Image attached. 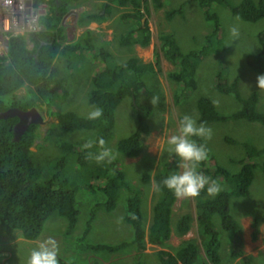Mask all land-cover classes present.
I'll use <instances>...</instances> for the list:
<instances>
[{"label":"trees","instance_id":"trees-1","mask_svg":"<svg viewBox=\"0 0 264 264\" xmlns=\"http://www.w3.org/2000/svg\"><path fill=\"white\" fill-rule=\"evenodd\" d=\"M85 1L87 0H31L32 9L42 11L37 17L38 30L10 36L6 52L0 56V114L11 108L27 111L46 105L48 115H53L52 109L56 107L60 97H66L69 80L71 83L76 79L75 73L86 57H89L91 63L99 66V70L90 78L88 104L103 109V115L94 121L73 112H64L57 117L56 125L62 132L84 131L87 135L76 143L58 142L57 149L60 155L50 163L49 168L45 169L36 165L32 159L31 148L39 136L38 125H29L16 141L13 127L18 119L16 117L0 119V229L7 239L18 235L32 242L39 238L45 222L52 215H58L65 221L62 236L69 239L76 229L80 215L76 195L79 190L84 189L87 193H93L96 202L89 211L81 231L71 237L73 238L71 245L75 246L77 254L90 256V260L94 262L96 260L98 264H101L99 260L106 264H122L110 260L121 256H132L130 264H142L141 258L144 257L146 243L165 248L172 232L182 237L189 232L192 222L188 213L172 221V208L176 196L162 183L168 176L177 173L180 161L178 157L171 155L170 162L162 165L152 178L148 173L140 177L143 186L152 181L156 187L146 231L142 212L144 191L127 179L120 166L122 158H136L140 155L143 140L149 134L148 119L152 115V110L140 103L138 94L141 91L147 94L155 93L148 82L151 79L155 81L159 68V54L157 52L154 54L152 63H143L136 56L118 63L110 51L93 43L89 30H85L75 41L65 42L61 22L69 11L79 8ZM191 1L200 6L205 19L214 24L215 31L218 30L217 20L209 14V8L213 4L226 7L245 22L255 23L264 19V0L258 2L242 0L236 6L229 4L228 0ZM106 2L103 8L111 3L130 10L121 17V21L134 22L119 41L120 46L147 47L150 32L146 19L141 22L148 14L147 1ZM149 2L156 10L161 9L164 4V0ZM175 14L176 11H167L165 19L169 21ZM105 16L100 13L80 14L77 24L80 25L84 19L88 22L102 21ZM257 39L260 46L258 53L248 55L245 61L255 74L261 75L264 73V32L259 33ZM159 42L158 50L175 67L167 74L168 79L176 85H181V90L179 88L175 92L176 95L173 94V102L178 105L182 101V96H187L196 88L195 66L203 52L182 53L168 34H162ZM208 42H211V38ZM56 62L63 66L62 76L58 73ZM225 73L226 69L220 65L215 75L214 86L220 93L235 99L241 107L231 114L224 115L216 111L210 99L199 97L196 101L197 123L207 125L246 120L264 127V115L256 110L257 93L251 92L248 97L242 98L238 89L239 79L228 81ZM20 90H24L22 95L18 94ZM156 91L160 96V91ZM126 98H129L136 117L134 132L117 142L116 151L112 152L115 159L111 163L107 160L97 163L95 159L87 158L89 153L94 156L100 151L98 145L100 138L104 139L105 147L108 148L106 143L113 135L116 108ZM192 139L198 144L205 145L199 137ZM89 142L93 143V147L84 148ZM243 149L244 157L238 162L241 167L237 173H230L223 167L213 165L209 155L205 161L199 163L197 171L216 180L222 190L216 196H209L205 189L195 198L199 246L195 241L187 240L181 242L173 254L160 250L156 253L160 264L207 262L219 264V233L214 226L215 217L219 218L220 227L232 234V243L237 246L240 242L241 226L230 215V198L233 196L248 198L255 170L264 171V147L257 148L244 143ZM118 205L122 206L124 214L122 220L132 233L130 240L111 244L89 242L87 237L96 212L101 210L110 213ZM253 226H256L255 222ZM200 249L203 257L200 255ZM237 255V252H231L230 256L234 259ZM59 264L70 263L59 260Z\"/></svg>","mask_w":264,"mask_h":264},{"label":"rangeland","instance_id":"rangeland-1","mask_svg":"<svg viewBox=\"0 0 264 264\" xmlns=\"http://www.w3.org/2000/svg\"><path fill=\"white\" fill-rule=\"evenodd\" d=\"M25 1L21 4L14 0L11 7L1 5L0 0V18L5 17L11 27L9 34H5L4 27L0 25V55L5 54L2 43L6 41L11 34H25V22L29 20V14H25ZM148 8L150 7L149 0ZM242 0H228L232 6L238 5ZM258 2L259 0H252ZM86 2L85 4H87ZM93 4V6H92ZM84 5V4H83ZM98 10V4L91 3L84 9L77 8L71 10L68 18H63L62 24L65 36V42H70L78 38L83 28L73 24V20L78 13L85 10ZM43 8V7H42ZM176 11L171 20L164 17L167 11ZM178 10V11H177ZM41 11V10H40ZM32 10L31 17H38L39 12ZM209 14L216 18L218 30L215 31L214 24L207 21L200 6L191 0H164L163 8L151 10L148 17V26L153 31V43L142 49H119L115 46L116 38L108 41L106 49L112 50L111 53L117 62H124L131 56H136L143 63H152L154 54H159V68L157 75L151 79L148 84L153 87L155 93L147 94L139 92L140 103L152 110V115L148 119L149 134L143 140L142 150L136 158H122L121 169L127 179L134 185H138L144 191L142 201V212L144 214V229L148 228L150 222V210L153 197L156 195V187L152 181L148 185H142L140 177L148 173L152 178L155 172L164 164L170 162L171 155L168 153L166 143L167 136L175 134L179 127V118L184 115L193 117L197 122L196 101L199 97L210 99L217 112L227 115L238 110L241 105L229 95L220 93L215 88V75L220 65L226 69L225 76L228 81L234 78L239 79L238 89L242 98L248 97L251 92L257 93L256 110L264 115V90L256 87L258 74H255L246 64L248 55L257 54L260 46L257 36L264 32V19L249 23L242 21L238 16L233 15L226 7L220 4H213L209 8ZM80 15V14H79ZM24 16L28 19H24ZM65 19V20H64ZM16 23V24H15ZM29 23V22H28ZM33 24V23H32ZM24 25V26H23ZM33 28L35 25H31ZM236 27L239 29V38L233 39L230 35V29ZM36 29V28H35ZM33 30V29H32ZM31 30V31H32ZM168 34L178 45L182 53L193 51H202L203 56L197 62L195 70L196 88L189 94L182 96L180 104L175 105L173 94L179 90L181 85L170 81L167 74L175 69L168 62L159 48V37L162 34ZM103 34V33H102ZM211 38V42L208 40ZM30 48L31 45H28ZM88 56V55H87ZM59 75H63L64 69L60 63L56 62ZM99 70L98 64L91 63L89 57H86L80 64L76 79L70 83L66 97H60L56 107L52 109L53 115H48V109L45 106L36 108L42 117L43 123L38 125V138L31 151L33 153V162L42 169L49 168L50 163L55 160L60 153L57 149V143L71 142L76 143L87 135L84 131L74 133L62 132L57 123V117L64 112H73L81 117H87V114L93 110L94 106L88 104V94L90 91V78ZM74 74V76H75ZM264 74V73H263ZM72 78V77H71ZM160 91V96L156 94ZM181 90V88H180ZM184 92V91H183ZM24 90L18 92L22 95ZM176 95V94H175ZM153 96L159 97L158 105H153L151 99ZM55 110V111H54ZM197 125H199L197 123ZM212 129L210 140L202 139L208 150V155L212 158V164L223 167L230 173H237L240 169L239 161L244 157L243 144L249 143L254 147H264V127L258 123L248 122L246 120L228 121L224 123H211L205 125ZM136 128V117L130 105L129 98L124 99L115 111V127L112 138L106 143L111 152L116 151L117 142L131 135ZM210 160V159H209ZM181 161H179L180 165ZM177 173L182 171L179 167ZM212 166V165H211ZM211 169V168H210ZM223 188V187H222ZM249 197H231L229 202L230 215L241 226L240 242L235 246L232 243L233 237L230 232L224 231L220 227L219 218H214V226L219 233V264H264V171L255 170L253 181L249 187ZM93 193H87L81 189L76 195L77 206L80 211L78 222L71 237L77 235L85 224L89 211L93 208L96 200ZM188 213L192 218L189 232L178 237L173 232L167 241V247L160 248L150 244L145 245L144 257L141 258L142 264H160L156 253L160 250L174 253L175 249L183 241L193 240L199 246V239L196 232L195 222V198L179 199L172 208V221L180 215ZM123 209L118 205L110 213L101 210L96 212L92 223V229L87 240L92 243H118L130 240L132 233L129 227L123 222ZM255 222L256 226H253ZM65 228V221L58 215H52L44 224V229L36 241H26L14 235L7 239L2 235L0 229V264H26L30 252L48 238L57 241L59 247L58 260H66L70 264H98L95 260H90V256L78 255L73 243V238H64L62 236ZM253 233L255 235H253ZM255 236V237H253ZM231 252H237L234 259L231 258ZM200 255L203 257L202 250ZM132 256H121L111 258L122 264H130ZM86 261H85V260ZM90 260V262H89ZM106 264V262H101ZM206 264H211L207 262Z\"/></svg>","mask_w":264,"mask_h":264},{"label":"clouds","instance_id":"clouds-1","mask_svg":"<svg viewBox=\"0 0 264 264\" xmlns=\"http://www.w3.org/2000/svg\"><path fill=\"white\" fill-rule=\"evenodd\" d=\"M239 29L232 27L230 35L235 40L239 38ZM256 87L264 90V74L257 77ZM160 102V98L153 96L151 103L155 106ZM103 115L102 108H94L88 114L86 119L94 121ZM193 137H199L210 140L212 129L206 127L203 123L197 125L196 120L184 115L179 121V127L175 134L167 136V151L170 155H175L181 161L179 167L182 171L168 176L162 181L173 194L179 199L196 198L206 189L209 196H216L221 192V186L216 180L203 175L197 171V166L208 158V150L204 144H198ZM100 151L93 156L89 153L87 158L95 159L97 163L107 160L109 163L115 159L110 149L105 147L103 138L98 140ZM93 143L89 142L84 148L90 149ZM59 247L57 241L48 238L41 242L37 248L33 249L26 261V264H59Z\"/></svg>","mask_w":264,"mask_h":264},{"label":"crops","instance_id":"crops-1","mask_svg":"<svg viewBox=\"0 0 264 264\" xmlns=\"http://www.w3.org/2000/svg\"><path fill=\"white\" fill-rule=\"evenodd\" d=\"M106 1L107 0H87V1H85L83 3L84 5L82 4L79 8L84 9L86 5L88 6V4L90 5L91 3H96V4H98V8L99 9L94 11V10L88 9V7H87L88 10L81 11V12L78 13L77 17H75V19L73 20V24L75 25V27L78 25L77 24V19H78L79 14H96V13H100L101 15H104V16L106 15L105 18L102 21H98V22L97 21L88 22L86 19H84L83 22H81V24L79 25V27L83 28L84 29L83 31H85V30L91 31L92 40H93V43L95 45L105 48V45L106 46L110 45V44H108V41L112 40L111 36H114L116 38L115 46L117 48H119V49L121 48V49L124 50V49H126V47H121L120 44H119V41L124 36V34L128 30V28H130L132 25H134V22L121 21V17L123 15H125V14H128L130 12V10H128L127 8L116 6V5L111 4V3H108V6L106 8H103V5L107 3ZM86 2H88V3L85 4ZM92 6H93V4H92ZM151 10H156V9H154L150 5V7L148 8L147 16H145L143 19H141L142 23L146 19L147 26L149 25L148 24V17H149V14H150ZM157 10H159V9H157ZM68 13L65 16L66 19L70 15ZM164 17H165V14H164ZM61 25H62V27L64 26L62 24V22H61ZM148 28H149V26H148ZM149 32H150L149 44L150 43L152 44L153 43V37H152L153 36V31L151 30V28H149ZM82 33L83 32H81V34ZM78 37H79V35H78ZM75 40H73V41H75ZM73 41H70V42H73ZM149 46L150 45H148L147 47H149ZM159 46H160V43H159ZM147 47H145V48H147ZM127 48H128V51H130V52L132 51V49H138V48L142 49V47H140L138 45H134L132 47H127ZM106 50L110 51L111 53L113 52L112 50H109V49H106Z\"/></svg>","mask_w":264,"mask_h":264},{"label":"water","instance_id":"water-1","mask_svg":"<svg viewBox=\"0 0 264 264\" xmlns=\"http://www.w3.org/2000/svg\"><path fill=\"white\" fill-rule=\"evenodd\" d=\"M26 6H31V0H26ZM42 11H40V14ZM16 117L17 123L13 127L14 140L18 141L21 135L27 130L29 125H41L43 123L42 117L37 112L36 108H31L27 111H21L16 108L8 109L0 114V119H7Z\"/></svg>","mask_w":264,"mask_h":264},{"label":"built area","instance_id":"built-area-1","mask_svg":"<svg viewBox=\"0 0 264 264\" xmlns=\"http://www.w3.org/2000/svg\"><path fill=\"white\" fill-rule=\"evenodd\" d=\"M23 2V0H18V3L19 4H21ZM12 4H14V0H3V3H1V5H4L5 7H11V5ZM25 10V14H29V20H28V22H25V28H26V30H30V31H27L26 33H28V32H32V31H37L38 30V26H37V17H31V14H32V7L30 6V7H27L26 6V1H25V8H24ZM24 19H28V18H26V16H24ZM5 20H6V18L5 17H2V18H0V25L1 26H3L4 27V33L5 34H9V31H11V27H9V24H8V28H7V21L5 22ZM35 25L33 28H31L30 29V27H32L31 25H33V24ZM16 24V23H15ZM23 25V26H24ZM36 28V29H35ZM33 29V30H32ZM32 30V31H31ZM16 35H21V34H11V35H9L8 37H7V39H6V41H4L3 43H2V45L4 46V48H5V50H4V52H6V45H7V40H8V38L10 37V36H16ZM1 56V55H0Z\"/></svg>","mask_w":264,"mask_h":264}]
</instances>
